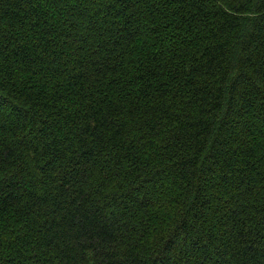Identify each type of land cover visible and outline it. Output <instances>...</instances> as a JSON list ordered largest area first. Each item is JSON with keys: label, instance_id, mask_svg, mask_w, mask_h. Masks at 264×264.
<instances>
[{"label": "trees", "instance_id": "trees-1", "mask_svg": "<svg viewBox=\"0 0 264 264\" xmlns=\"http://www.w3.org/2000/svg\"><path fill=\"white\" fill-rule=\"evenodd\" d=\"M0 264H264V0H0Z\"/></svg>", "mask_w": 264, "mask_h": 264}]
</instances>
